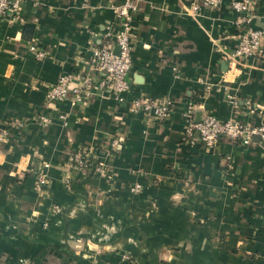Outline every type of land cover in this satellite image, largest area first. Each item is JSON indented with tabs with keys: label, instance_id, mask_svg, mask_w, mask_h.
<instances>
[{
	"label": "crops",
	"instance_id": "1",
	"mask_svg": "<svg viewBox=\"0 0 264 264\" xmlns=\"http://www.w3.org/2000/svg\"><path fill=\"white\" fill-rule=\"evenodd\" d=\"M124 1H23L0 18V264H264V142L207 150L184 131L189 104L195 120L264 123V56H228L245 27L231 0H132L124 101L95 89L46 106L60 74L89 69ZM136 96L172 109L130 112ZM82 149L104 174L71 165Z\"/></svg>",
	"mask_w": 264,
	"mask_h": 264
},
{
	"label": "built area",
	"instance_id": "2",
	"mask_svg": "<svg viewBox=\"0 0 264 264\" xmlns=\"http://www.w3.org/2000/svg\"><path fill=\"white\" fill-rule=\"evenodd\" d=\"M23 1H30L34 5L40 4L41 0H0V18L15 14ZM221 0H194L191 9L197 12L202 7L215 8ZM230 6L240 12L239 24L244 29L237 35V44L230 57H263L264 56V25L254 27L255 9L251 0H231ZM134 8L132 0H125L116 6L117 20L111 31L102 38L101 42L91 48V56L88 59L87 71H73L62 73L54 83L46 89V106L60 103L65 99L77 103L84 101L95 89L107 92L120 101H124L123 94L129 89L127 76L131 68L132 41L128 33L130 27V11ZM116 48V49H115ZM33 55L37 59L44 58L43 49L30 46ZM89 70L99 74L97 81L90 75ZM172 105L167 100H156L143 96L132 99L128 110L130 112H142L151 116L156 121L163 120L171 111ZM194 106H186L184 116V131L187 137L197 138L203 148L212 150L224 140L239 145L248 146L256 140L264 142V123L254 125L229 119H218L211 115H205L197 120L193 118ZM39 123L47 124L50 118L43 114L39 116ZM196 135V136H194ZM8 130L0 127V143L6 140ZM69 162L71 165L81 167L95 174H104L105 168L101 163L94 164L87 150L74 152ZM47 183L45 174L36 175L35 187L42 189ZM138 189L135 185L132 190ZM59 211L58 207H54Z\"/></svg>",
	"mask_w": 264,
	"mask_h": 264
},
{
	"label": "water",
	"instance_id": "3",
	"mask_svg": "<svg viewBox=\"0 0 264 264\" xmlns=\"http://www.w3.org/2000/svg\"><path fill=\"white\" fill-rule=\"evenodd\" d=\"M262 25H264V22H261V23H259L258 24V22L256 23V25H253L254 27H260V26H262ZM116 49V48H115ZM127 82H128V88H129V77L127 76Z\"/></svg>",
	"mask_w": 264,
	"mask_h": 264
}]
</instances>
